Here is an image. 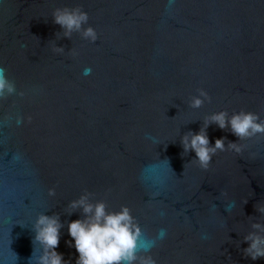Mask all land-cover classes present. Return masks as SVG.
<instances>
[{
  "label": "water",
  "instance_id": "1",
  "mask_svg": "<svg viewBox=\"0 0 264 264\" xmlns=\"http://www.w3.org/2000/svg\"><path fill=\"white\" fill-rule=\"evenodd\" d=\"M65 5L87 11L94 43L57 39L52 11ZM0 67L24 93L0 99V264L39 254L41 212L59 214L56 250L75 264L68 223L82 212L66 207L85 190L131 209L156 264H264L237 247L264 200V136L238 141L213 123L211 144L242 150L207 169L181 155L213 112L264 117V0H0ZM198 88L212 99L193 109Z\"/></svg>",
  "mask_w": 264,
  "mask_h": 264
},
{
  "label": "clouds",
  "instance_id": "2",
  "mask_svg": "<svg viewBox=\"0 0 264 264\" xmlns=\"http://www.w3.org/2000/svg\"><path fill=\"white\" fill-rule=\"evenodd\" d=\"M52 17L53 22L63 30L56 33L57 39L61 36L72 38L73 33H78L81 38L93 43L98 39L97 31L89 24L87 11L80 5L56 7L52 11ZM52 50L58 54L65 52L64 47L57 46L55 41ZM68 53L73 57L78 55L73 47ZM197 93L188 102L191 108L197 109L205 101L211 102L212 98L205 89L198 88ZM12 95L23 96L24 93L17 90L15 81L7 76L4 67H0V99L6 100ZM28 119L31 120V117ZM213 123L220 129L230 130L238 137V141L264 136V117L258 112L240 109L229 114L227 109H224L205 116L198 132L190 130L181 137V155L194 151L195 158L191 161L198 163L203 169L209 167L217 152L234 150L239 153L244 147L238 141H228L225 144L226 137L216 138L214 145L211 144L207 128ZM48 194L54 196L55 189L49 188ZM93 196L94 193L85 190L78 198L70 200L66 207L69 214L76 210L82 212V218L68 223L69 235L79 253L75 264H156L151 255L155 241L148 245L140 243L143 231L131 209L127 205H121L118 210L109 209L106 199L93 200ZM254 209L259 215L248 216L250 230L237 244L238 248L241 243L247 244L246 247L240 248V251L244 258H250L252 261L264 259V200L254 204ZM62 227L58 213L38 214L31 230L34 232L33 244L38 243L40 249L36 255L33 248L29 264H68L63 254L56 250ZM161 232L165 234V230L161 229ZM160 233L158 239H162Z\"/></svg>",
  "mask_w": 264,
  "mask_h": 264
}]
</instances>
